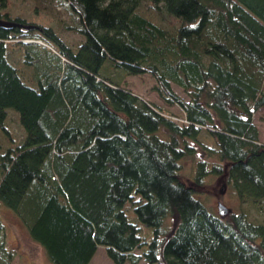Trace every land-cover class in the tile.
Returning <instances> with one entry per match:
<instances>
[{
    "label": "trees",
    "instance_id": "obj_1",
    "mask_svg": "<svg viewBox=\"0 0 264 264\" xmlns=\"http://www.w3.org/2000/svg\"><path fill=\"white\" fill-rule=\"evenodd\" d=\"M57 1L75 45L0 0V211L51 264H90L100 247L114 264H264L250 211L264 212V0ZM110 70L151 74L181 115ZM208 177L236 211L199 196ZM6 232L0 214V264L14 259Z\"/></svg>",
    "mask_w": 264,
    "mask_h": 264
},
{
    "label": "rangeland",
    "instance_id": "obj_2",
    "mask_svg": "<svg viewBox=\"0 0 264 264\" xmlns=\"http://www.w3.org/2000/svg\"><path fill=\"white\" fill-rule=\"evenodd\" d=\"M33 6L36 7L38 15L33 10ZM15 14H22L28 18L42 21L43 23L52 24L61 36L70 44H77L81 37L73 30L65 28L66 23L72 24L70 12L62 6L57 0H12V10ZM37 15V16H36ZM41 16V18H40ZM110 76L114 79H120L124 84H127L134 92L138 93L142 97L149 99L150 101L166 107L170 112L180 116L181 111L177 106H170L165 103L159 93L155 90L156 81L151 74L145 73L140 75H126L122 78L123 73L116 70H110ZM172 87L179 95L185 99H189L187 94L182 90L180 86L172 83ZM15 112L10 109L9 112ZM9 128L11 129L12 136L17 140H22L24 131L18 124L16 116L10 114ZM254 122L260 130L261 141L264 142V109H261L255 113ZM7 140L0 137V149L6 148ZM1 161V160H0ZM193 164L190 162L186 164L184 169L185 175H189V170ZM206 185L200 189L199 196L216 212L218 211L219 203L225 205L229 212L236 211L238 201L231 189L225 183L223 178L208 177L205 179ZM251 217L253 220L264 222V212H261L256 207H251ZM1 220L6 225L7 230V243L8 247L14 253V259L11 264H51L46 256V253L42 246L30 239L27 230H25L21 223L12 215L8 210L2 209L0 211ZM90 264H114L108 257L106 249L100 247L92 259ZM130 264V263H126ZM140 264H146L142 261Z\"/></svg>",
    "mask_w": 264,
    "mask_h": 264
},
{
    "label": "water",
    "instance_id": "obj_3",
    "mask_svg": "<svg viewBox=\"0 0 264 264\" xmlns=\"http://www.w3.org/2000/svg\"><path fill=\"white\" fill-rule=\"evenodd\" d=\"M218 209H219V213H220L222 216H226V215H228V213H229L228 208H227L225 205L221 204V203H219V205H218Z\"/></svg>",
    "mask_w": 264,
    "mask_h": 264
}]
</instances>
